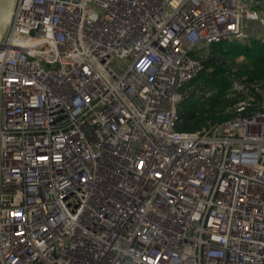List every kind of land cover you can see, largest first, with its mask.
Returning a JSON list of instances; mask_svg holds the SVG:
<instances>
[{
    "label": "built area",
    "instance_id": "2783aa9c",
    "mask_svg": "<svg viewBox=\"0 0 264 264\" xmlns=\"http://www.w3.org/2000/svg\"><path fill=\"white\" fill-rule=\"evenodd\" d=\"M254 1H16L0 264H264V81L233 75L228 119L176 129L192 52L264 41Z\"/></svg>",
    "mask_w": 264,
    "mask_h": 264
},
{
    "label": "trees",
    "instance_id": "16d2710c",
    "mask_svg": "<svg viewBox=\"0 0 264 264\" xmlns=\"http://www.w3.org/2000/svg\"><path fill=\"white\" fill-rule=\"evenodd\" d=\"M264 4V0H258ZM258 11L264 12V7L255 5ZM208 54L203 57L204 69L193 81L195 88L214 91L207 101L196 102L193 95L180 108L179 122L176 129L181 132H195L199 130L207 120L223 121L231 116V108L236 102L235 97H227L226 93L233 86L235 75L237 78H245L246 82L264 81V41L252 37L249 41L236 40L213 44ZM245 57L244 66L235 72L238 56ZM242 63V64H243ZM239 66V65H238ZM248 68V69H247ZM247 69V70H245ZM245 73L247 74L246 76ZM201 103L196 109L192 106ZM187 104V105H186Z\"/></svg>",
    "mask_w": 264,
    "mask_h": 264
},
{
    "label": "rangeland",
    "instance_id": "374dc122",
    "mask_svg": "<svg viewBox=\"0 0 264 264\" xmlns=\"http://www.w3.org/2000/svg\"><path fill=\"white\" fill-rule=\"evenodd\" d=\"M255 5H260V6H263L264 7V4H262V2L261 1H258V0H255L254 1V3H252V7H255ZM263 15H264V12H262V11H260ZM259 38V37H258ZM260 40H262L263 38H259ZM236 41H239V42H245V41H249L250 39H242V40H237V39H235ZM263 41V40H262ZM209 50V48H207L205 51H198V50H195V51H193L192 52V54H191V56L192 57H196V58H199V59H203V57L204 56H206L207 54H208V51ZM236 60H237V65H236V69H235V72H237L236 70L238 69V68H240L241 66L243 67V69L245 68V66H244V63L243 62H245V57L243 56V55H241V56H238L237 58H236ZM243 63V64H242ZM239 65V66H238ZM241 65V66H240ZM115 67H117V63L115 64ZM248 69V68H247ZM247 69H245V70H247ZM247 74L245 73V75L244 76H246ZM194 84V83H193ZM190 89L188 90V93H189V95H192V94H194L193 95V98H195V101L196 102H199V101H207L208 99H209V97H210V94L211 93H214V91H209V90H207V89H202V88H195V86L194 85H191L190 87H189ZM227 95V97H232V93H231V91H228L227 93H226ZM188 99H186L183 103H182V105L180 106V108L183 106V104H185V102L187 101ZM187 105V104H186ZM199 105H201V103H196V105H194V106H192V109H196L197 107H199Z\"/></svg>",
    "mask_w": 264,
    "mask_h": 264
},
{
    "label": "water",
    "instance_id": "95a60500",
    "mask_svg": "<svg viewBox=\"0 0 264 264\" xmlns=\"http://www.w3.org/2000/svg\"><path fill=\"white\" fill-rule=\"evenodd\" d=\"M17 0H0V42L9 29Z\"/></svg>",
    "mask_w": 264,
    "mask_h": 264
}]
</instances>
